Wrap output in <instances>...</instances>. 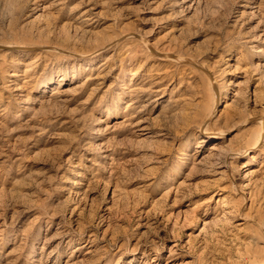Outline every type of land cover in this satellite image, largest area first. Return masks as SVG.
Returning <instances> with one entry per match:
<instances>
[{"label":"rangeland","instance_id":"1","mask_svg":"<svg viewBox=\"0 0 264 264\" xmlns=\"http://www.w3.org/2000/svg\"><path fill=\"white\" fill-rule=\"evenodd\" d=\"M263 263L264 0H0V264Z\"/></svg>","mask_w":264,"mask_h":264},{"label":"bare ground","instance_id":"2","mask_svg":"<svg viewBox=\"0 0 264 264\" xmlns=\"http://www.w3.org/2000/svg\"><path fill=\"white\" fill-rule=\"evenodd\" d=\"M157 56H158V55H157ZM161 56H162V55H161ZM161 56H160V57H161ZM11 76H13V75H11ZM18 90H20V87L14 89V91H18ZM212 107H213V106H212ZM212 107H211V108H212ZM210 113H212V112H210ZM263 264H264V263H263Z\"/></svg>","mask_w":264,"mask_h":264}]
</instances>
